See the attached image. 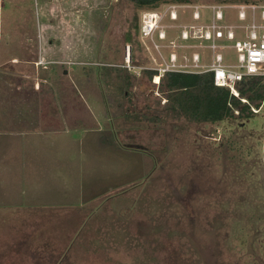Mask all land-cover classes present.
<instances>
[{
  "label": "rangeland",
  "instance_id": "rangeland-1",
  "mask_svg": "<svg viewBox=\"0 0 264 264\" xmlns=\"http://www.w3.org/2000/svg\"><path fill=\"white\" fill-rule=\"evenodd\" d=\"M243 4L262 3L223 5ZM176 5L153 10L146 39L152 10L128 0H0V264H264V221L236 218L264 214V106L215 125L154 116L167 69L195 51L176 49L190 21L182 8L171 20ZM41 33L69 57L61 70L37 65Z\"/></svg>",
  "mask_w": 264,
  "mask_h": 264
},
{
  "label": "built area",
  "instance_id": "built-area-1",
  "mask_svg": "<svg viewBox=\"0 0 264 264\" xmlns=\"http://www.w3.org/2000/svg\"><path fill=\"white\" fill-rule=\"evenodd\" d=\"M188 14L190 21L176 26L179 30L177 37V51L192 50L190 59L184 55L178 59L176 55V70L167 69V72L182 74L212 73L214 84L218 88L230 90V93L239 98L238 84L246 77H264V4L256 5H191L178 6L171 13V20L179 23L180 9ZM233 8L238 11V20L244 23L248 18V11L252 12V20L247 27L230 26L226 24L224 11ZM191 10L187 13L186 10ZM211 12V19L203 15V11ZM260 11L261 15H257ZM259 19V20H258ZM161 18L155 11H146L142 15L141 33L144 38H153L161 28ZM247 31L245 38H238L237 31ZM159 39L166 40L165 31L159 33ZM228 45H227V44ZM231 44V45H230ZM234 50L237 54V63L227 64L224 52ZM45 59L40 56L38 66H46ZM166 72V73H167Z\"/></svg>",
  "mask_w": 264,
  "mask_h": 264
},
{
  "label": "trees",
  "instance_id": "trees-1",
  "mask_svg": "<svg viewBox=\"0 0 264 264\" xmlns=\"http://www.w3.org/2000/svg\"><path fill=\"white\" fill-rule=\"evenodd\" d=\"M139 10H154L161 5L192 4L198 0H128ZM216 4H238L259 2L264 0H214ZM151 82L155 72H147ZM164 88L168 92L167 103L161 112H156L155 118L165 120H186L195 124H222L229 121H240L255 118L264 106V77H246L238 84L239 98L233 96L230 90L218 88L214 84L212 73L182 74L167 72L163 78ZM258 112V113H257ZM258 205L264 203L259 198ZM240 215V216H239ZM236 217L240 223L249 220L254 223L264 221V214L257 213L254 206ZM256 225V224H255ZM254 229V230H253ZM257 227L249 229L252 242L259 236Z\"/></svg>",
  "mask_w": 264,
  "mask_h": 264
},
{
  "label": "crops",
  "instance_id": "crops-1",
  "mask_svg": "<svg viewBox=\"0 0 264 264\" xmlns=\"http://www.w3.org/2000/svg\"><path fill=\"white\" fill-rule=\"evenodd\" d=\"M26 38L22 39V41H24V40L28 41L29 40V43L30 42H36L37 39H38V35L37 36L26 37ZM44 39H46V38L44 37L43 33H41V35H39V40H40V43H41V57H43V58L45 57L44 59H45V62L47 63L46 64V68L43 67L44 71H47V72L51 71V68H50L51 66L57 67V70H61V68H62L61 66L65 65L66 63H70V62L67 61L69 59L68 56L63 55V56L59 57V56H57V54L53 53L52 48L48 47L49 45H48L47 42L44 41ZM14 59H16V58H14ZM16 60H18V59H16ZM31 65L32 64H30V62H27L25 64L21 63L20 70H22V67H23V69L27 68L29 71L28 70L25 71L24 74L26 76H29L30 69L33 66V65L32 66ZM29 66H31V67H29ZM31 70L34 71V69H31ZM64 74H66V72H64ZM45 76H46V74H45ZM47 76L49 77V75H47ZM47 76L44 78V80H47L46 79Z\"/></svg>",
  "mask_w": 264,
  "mask_h": 264
},
{
  "label": "bare ground",
  "instance_id": "bare-ground-1",
  "mask_svg": "<svg viewBox=\"0 0 264 264\" xmlns=\"http://www.w3.org/2000/svg\"><path fill=\"white\" fill-rule=\"evenodd\" d=\"M155 80H156L155 82L158 83V81H159V77L157 76V78H156Z\"/></svg>",
  "mask_w": 264,
  "mask_h": 264
}]
</instances>
